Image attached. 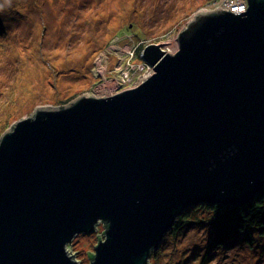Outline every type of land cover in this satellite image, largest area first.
Listing matches in <instances>:
<instances>
[{
  "label": "water",
  "instance_id": "95a60500",
  "mask_svg": "<svg viewBox=\"0 0 264 264\" xmlns=\"http://www.w3.org/2000/svg\"><path fill=\"white\" fill-rule=\"evenodd\" d=\"M197 12L152 70L105 96L39 107L0 139V264H151L185 209L264 188V0ZM111 83V82H110ZM76 253V252H75Z\"/></svg>",
  "mask_w": 264,
  "mask_h": 264
},
{
  "label": "rangeland",
  "instance_id": "374dc122",
  "mask_svg": "<svg viewBox=\"0 0 264 264\" xmlns=\"http://www.w3.org/2000/svg\"><path fill=\"white\" fill-rule=\"evenodd\" d=\"M221 1L0 0V139L39 107L65 105L84 93L105 96L114 81L115 90L133 86L152 70L141 58L146 46L168 51L197 12ZM212 214L201 208L190 220ZM103 230L100 224L69 245L80 264H90ZM210 235L207 223L195 222L167 235L157 264H200ZM257 239L249 247L236 236L230 246L212 249L210 263L264 264V239Z\"/></svg>",
  "mask_w": 264,
  "mask_h": 264
},
{
  "label": "trees",
  "instance_id": "16d2710c",
  "mask_svg": "<svg viewBox=\"0 0 264 264\" xmlns=\"http://www.w3.org/2000/svg\"><path fill=\"white\" fill-rule=\"evenodd\" d=\"M201 208L212 210V216L201 220L198 218L197 221L190 220L193 214ZM194 222L207 223L211 229L212 240L200 264H211L212 249L230 246L236 236L243 237V242L247 246L253 247V243L258 241L257 238L264 239V188L249 202L234 207L203 203L185 209L176 223L165 234L160 247L152 254L151 264H157V258L162 252V244L166 241L167 235H178ZM99 238L98 235L97 239Z\"/></svg>",
  "mask_w": 264,
  "mask_h": 264
},
{
  "label": "built area",
  "instance_id": "2783aa9c",
  "mask_svg": "<svg viewBox=\"0 0 264 264\" xmlns=\"http://www.w3.org/2000/svg\"><path fill=\"white\" fill-rule=\"evenodd\" d=\"M233 1V0H232Z\"/></svg>",
  "mask_w": 264,
  "mask_h": 264
}]
</instances>
